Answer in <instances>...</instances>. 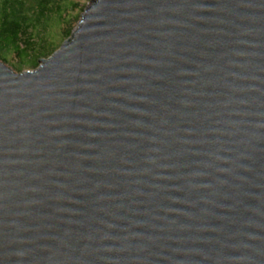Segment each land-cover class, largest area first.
Masks as SVG:
<instances>
[{
  "label": "water",
  "instance_id": "water-1",
  "mask_svg": "<svg viewBox=\"0 0 264 264\" xmlns=\"http://www.w3.org/2000/svg\"><path fill=\"white\" fill-rule=\"evenodd\" d=\"M0 64V264H264V0H91Z\"/></svg>",
  "mask_w": 264,
  "mask_h": 264
},
{
  "label": "trees",
  "instance_id": "trees-1",
  "mask_svg": "<svg viewBox=\"0 0 264 264\" xmlns=\"http://www.w3.org/2000/svg\"><path fill=\"white\" fill-rule=\"evenodd\" d=\"M82 12L72 0H0V64L33 71L71 36Z\"/></svg>",
  "mask_w": 264,
  "mask_h": 264
},
{
  "label": "rangeland",
  "instance_id": "rangeland-1",
  "mask_svg": "<svg viewBox=\"0 0 264 264\" xmlns=\"http://www.w3.org/2000/svg\"><path fill=\"white\" fill-rule=\"evenodd\" d=\"M71 1V0H70ZM74 3H77L78 5H79V7L80 8H82L83 9V11H84V7H86V6H88V4L90 3V1L91 0H72ZM83 13V12H82ZM82 13H81V15H82ZM80 15V16H81ZM75 28V27H74ZM74 28H72V31L74 30ZM66 41V40H65ZM13 62V61H12ZM11 64H9V63H7V64H5V66L7 67V68H10L9 66H10ZM11 69V68H10ZM26 71V70H25Z\"/></svg>",
  "mask_w": 264,
  "mask_h": 264
}]
</instances>
